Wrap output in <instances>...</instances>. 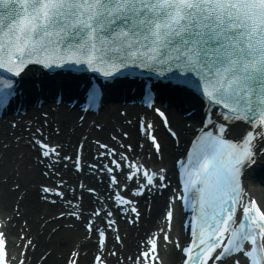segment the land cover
Returning a JSON list of instances; mask_svg holds the SVG:
<instances>
[{"label": "snow or ice", "instance_id": "snow-or-ice-1", "mask_svg": "<svg viewBox=\"0 0 264 264\" xmlns=\"http://www.w3.org/2000/svg\"><path fill=\"white\" fill-rule=\"evenodd\" d=\"M37 57L40 63H83L105 77L129 66L133 71L147 70L198 90L223 109L210 116L206 123L211 127L202 126L186 157L177 161L183 167V192L199 206L194 238L183 246L179 237L173 238V210L168 207L161 214L162 224H155L140 239L135 256L121 254L117 264L121 259L131 264H163L161 251L170 245L184 254L182 264H264V203L247 193L242 180L245 169L264 155V0H0V68L19 75ZM11 94L10 82L0 77V105ZM97 98L92 88L88 100L94 103ZM145 102L151 106L150 94ZM154 111L167 126L165 112L159 107ZM236 122L244 126L234 139L228 138ZM139 130L151 142L147 157L161 156L162 144L152 122L141 118ZM168 131L179 140L177 131L170 127ZM28 135L29 146L43 165L41 176L52 180L40 183L37 198L43 192L57 197L45 196L52 204L82 200L75 195L67 199L68 191L75 189L66 190L67 182L57 170L72 160L62 154L63 146L51 141L42 126ZM77 143L82 150L84 141ZM137 146L143 149L144 141ZM101 147L105 151L96 155L110 157V163L91 167L108 178L111 195L98 196L105 202L94 206L87 218L79 209L58 212V218L79 220L86 240L92 241L95 234L93 264H107L105 256H117L115 245L109 249L107 243L114 213H127L129 223L138 222L137 198L153 186L163 189L168 183L166 168H150L143 157L129 154L132 144L121 143L123 152L117 147L109 151L107 144ZM75 156L73 166L82 170L80 152ZM13 186L20 189L18 183ZM13 211L19 214V203ZM28 236L21 228L10 239L8 220H0V264H24V252L33 246ZM112 238L123 245L118 226ZM79 255L77 249L70 250L65 264H77Z\"/></svg>", "mask_w": 264, "mask_h": 264}, {"label": "bare ground", "instance_id": "bare-ground-1", "mask_svg": "<svg viewBox=\"0 0 264 264\" xmlns=\"http://www.w3.org/2000/svg\"><path fill=\"white\" fill-rule=\"evenodd\" d=\"M57 80L48 81L50 84L48 85L47 83L48 92L52 93L62 85ZM29 81L30 73H26L23 82L27 83ZM61 87L64 90L63 85ZM175 90L180 91L178 92L180 96H177L180 99H178L176 104H173L169 100L171 106L165 112L168 115L170 126L182 138V136L192 134V128L199 125L196 120V111L189 117H183L182 115L188 106H192L191 108L195 106L198 109V102L196 101L195 93L191 95L186 90L187 94H183L182 88L180 87H176ZM119 94L124 95L123 92H119ZM125 96L127 95L125 94ZM63 97L66 99L71 97V94H68L66 91ZM43 100L44 103L40 107L33 108L30 106L24 115L10 114L4 117L3 120H0V218L1 220H8L10 239L11 237H15L17 230L21 228L29 233L28 239L32 241L33 246H29L28 250L24 252V255L27 256L24 264H62V261L68 258L70 250L74 248L80 253L77 258V264H93L94 255L97 251V246L94 242L95 234H93L92 241L86 240V230H84L82 223L79 220L73 221L63 217L58 218V212H69V210L72 212L75 209H79L82 211L84 217L87 218L94 206H99L104 203V200L95 201L94 198H91L93 197L92 195L85 196L84 191H82L85 186L97 187V192L100 197L107 198L111 195V190L106 185L107 182L104 174L100 173V177L97 178L98 175L95 176L96 172L94 170L89 171L83 165L82 170L88 172L84 174L76 173L72 170L70 161H65L64 163L66 164L68 162V166L65 168L61 165L57 170L61 172L63 179L67 182L65 185L66 190L75 189L74 193L68 191L67 198L68 200H72L73 195H77L82 197V200L79 201L78 205V201H73L72 205L60 203V201L52 204L45 199V196H50V194L43 192H40V198L38 199L37 192L40 183L42 181L48 184L52 183L49 177L41 176L40 171L43 165L35 160L36 152L29 146L30 137L28 131L31 130L33 132L34 127L41 126L44 129V134L51 141L63 146V155L76 158L75 153L80 151L77 142L83 140L84 147L80 151V156H82L83 161L86 159L85 157L88 158L93 153L96 154L97 151H105L101 147L103 142L100 141V144L94 143L95 139H104V143L109 145V151L112 147H117L118 151L121 152L122 148L119 145L121 143H130L133 145V149L129 150L130 155L143 157L146 166L150 168L157 166L167 169L168 183L165 189L150 191L149 193L146 192L137 198L138 208L141 213L138 222L128 223L126 218L127 213H114V216L111 217V219L115 220V224L108 231L107 243L109 249L115 245L117 256H105L104 259H106L107 264H117V258L121 254L124 256H135L140 239L146 232L154 228L155 224L162 223L160 215L167 211L168 207H171L173 210L170 233L173 238L179 237L180 243L182 244L185 232L182 230L179 220L181 213L178 209V203L174 200L169 201V198L174 196L175 181L173 178L176 175L173 171L174 163L172 161L178 154L177 146H175L173 140L160 128L154 116L150 117L146 114H141L140 118H136L138 117L137 105L125 106L116 101L106 102L100 106L101 108L96 116L97 118H93L92 122V118L87 117L76 126L75 124L78 122L77 117L80 114L78 112L79 108L75 106L70 108L64 101L55 104L48 99L43 98ZM25 101L27 104L28 99ZM45 113H47V116H45ZM126 118H132V126L122 123ZM141 118L145 121L152 122L154 134H158L162 144L161 156L153 153L150 159L147 157V153L152 148H148V144L144 141V137L138 125H136ZM185 122H188L187 125H185ZM90 123L94 126L100 123L103 126L99 129H94L91 125L87 131L86 127ZM57 129H59V132H57ZM125 131L129 133V136L125 137L126 139H122L119 134ZM230 131L231 133L236 132V127L230 129ZM111 134L116 137V141L111 139ZM141 140L144 141L143 149L137 146ZM5 145L7 146L5 147ZM110 159V157L105 159L103 156L99 158L98 163L100 165H106L110 163ZM245 179L246 186L249 188L251 195L256 197L259 203H264V155H261L255 165L247 171ZM14 183H18L20 189H15L13 186ZM21 196H23V199H20ZM51 197L52 199H57L54 195ZM17 203H19L18 215L13 211ZM63 204H66L69 210H65ZM112 207L113 205L109 202V208ZM121 207L128 206L122 205ZM9 217H11L10 220L8 219ZM25 220H27V224L24 223ZM100 222L102 223V221ZM117 226L119 234L123 238V245L112 238ZM24 244H27V239L24 240ZM178 258H180V250L174 246H169L168 252L164 256V264H175ZM119 264H131V262L121 259Z\"/></svg>", "mask_w": 264, "mask_h": 264}, {"label": "rangeland", "instance_id": "rangeland-1", "mask_svg": "<svg viewBox=\"0 0 264 264\" xmlns=\"http://www.w3.org/2000/svg\"><path fill=\"white\" fill-rule=\"evenodd\" d=\"M261 187V186H260Z\"/></svg>", "mask_w": 264, "mask_h": 264}]
</instances>
